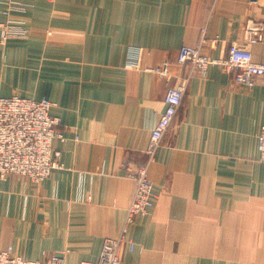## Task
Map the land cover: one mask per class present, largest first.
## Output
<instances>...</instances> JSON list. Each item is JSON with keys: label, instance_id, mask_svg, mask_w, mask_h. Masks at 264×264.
I'll use <instances>...</instances> for the list:
<instances>
[{"label": "crops", "instance_id": "0c3cea01", "mask_svg": "<svg viewBox=\"0 0 264 264\" xmlns=\"http://www.w3.org/2000/svg\"><path fill=\"white\" fill-rule=\"evenodd\" d=\"M6 18L27 34L0 44V96H45L64 135L53 141L63 166L39 184L0 178V248L30 259L95 261L119 234L129 172L147 160L167 87L189 70L181 45L226 56L259 22L263 39L248 48L264 62V0H0ZM164 60L168 79L152 71ZM263 124L264 79L239 85L216 64L193 72L148 164L155 198L129 225L122 264H264Z\"/></svg>", "mask_w": 264, "mask_h": 264}, {"label": "built area", "instance_id": "2783aa9c", "mask_svg": "<svg viewBox=\"0 0 264 264\" xmlns=\"http://www.w3.org/2000/svg\"><path fill=\"white\" fill-rule=\"evenodd\" d=\"M11 8H23L11 4ZM9 10L5 11L8 14ZM27 29L21 19L6 18L0 20V44L9 37L24 36ZM243 41L230 42L226 56L210 57L201 51L200 44L180 46L176 61L188 64V72L169 85L165 91V108L158 122L151 130L146 148L147 160L133 167L129 176L134 181V191L126 208L121 230L116 237L103 240L97 260H83L75 264H122L118 253L119 246L126 238L129 225L136 215L149 213L155 193L148 176V164L160 145L165 131L170 126L181 105L186 84L193 72L204 75L211 64L223 67L233 73L234 81L243 86H253L259 78L264 79V62L253 59L248 45L263 39V25L252 22L244 30ZM217 38L207 40L215 43ZM206 40L203 39L201 43ZM168 60L152 68V71L164 78L172 76L168 69ZM53 102L42 96L38 99L19 95L0 96V178L10 174L26 176L32 183L39 184L51 172L63 166L59 161V152L54 149L53 141L64 138L56 128L59 118L49 113ZM258 160L264 163V124L257 134ZM0 264H64L61 252L52 253L42 259H30L13 251L8 245L0 248Z\"/></svg>", "mask_w": 264, "mask_h": 264}]
</instances>
